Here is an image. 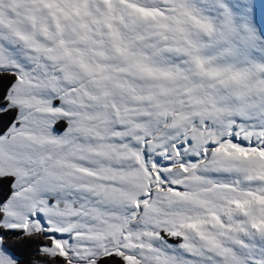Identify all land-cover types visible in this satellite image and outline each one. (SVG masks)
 Returning <instances> with one entry per match:
<instances>
[{"label":"rangeland","instance_id":"obj_1","mask_svg":"<svg viewBox=\"0 0 264 264\" xmlns=\"http://www.w3.org/2000/svg\"><path fill=\"white\" fill-rule=\"evenodd\" d=\"M0 71L5 228L35 212L78 264H259L264 0H0Z\"/></svg>","mask_w":264,"mask_h":264},{"label":"trees","instance_id":"obj_2","mask_svg":"<svg viewBox=\"0 0 264 264\" xmlns=\"http://www.w3.org/2000/svg\"><path fill=\"white\" fill-rule=\"evenodd\" d=\"M17 79V75L11 71H0V136L5 134L7 130L12 127L18 117V109L16 107L9 106L8 92ZM66 122L59 120L54 124V129L58 131L65 129ZM15 177L12 175L0 176V241L6 251H8L14 258L13 264H78L72 262L65 255L51 254L43 252V248H52L53 240L49 237H45L40 233L24 234L19 230H10L5 228L2 224L4 218V212L1 205L6 203L13 193V184ZM260 199H264V195L258 196ZM246 205V204H242ZM250 208V209H249ZM246 209L248 214L258 216V209L253 205ZM161 236L167 238V235L161 233ZM169 241L171 239H168ZM173 243L180 242V239H176ZM255 252L262 258H258L259 264H264V244L254 246ZM248 254L247 252L245 255ZM242 256L239 255L238 259ZM80 264H126L123 257L110 253L99 257L96 260L89 261Z\"/></svg>","mask_w":264,"mask_h":264},{"label":"built area","instance_id":"obj_3","mask_svg":"<svg viewBox=\"0 0 264 264\" xmlns=\"http://www.w3.org/2000/svg\"><path fill=\"white\" fill-rule=\"evenodd\" d=\"M38 219H39V217L36 214H34V216L32 217V219L30 220V222L23 227V232L25 233V232H32V231H34L31 228V227H33L32 224H34L36 222L37 223L42 222L40 219L39 220ZM29 229H30V231H28ZM34 232H37V230L34 231Z\"/></svg>","mask_w":264,"mask_h":264},{"label":"crops","instance_id":"obj_4","mask_svg":"<svg viewBox=\"0 0 264 264\" xmlns=\"http://www.w3.org/2000/svg\"><path fill=\"white\" fill-rule=\"evenodd\" d=\"M44 9H45V7H44ZM45 11V10H44ZM41 39H43V38H41Z\"/></svg>","mask_w":264,"mask_h":264}]
</instances>
